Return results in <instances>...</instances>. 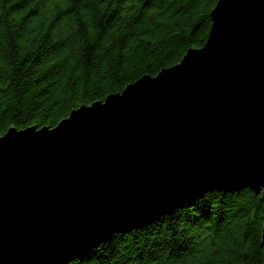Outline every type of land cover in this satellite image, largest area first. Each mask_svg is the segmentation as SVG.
<instances>
[{
	"label": "water",
	"instance_id": "95a60500",
	"mask_svg": "<svg viewBox=\"0 0 264 264\" xmlns=\"http://www.w3.org/2000/svg\"><path fill=\"white\" fill-rule=\"evenodd\" d=\"M210 23L155 77L0 137V264H67L212 191L264 199V0Z\"/></svg>",
	"mask_w": 264,
	"mask_h": 264
},
{
	"label": "trees",
	"instance_id": "16d2710c",
	"mask_svg": "<svg viewBox=\"0 0 264 264\" xmlns=\"http://www.w3.org/2000/svg\"><path fill=\"white\" fill-rule=\"evenodd\" d=\"M217 0H0V137L54 128L200 49ZM264 199L208 192L67 264H264Z\"/></svg>",
	"mask_w": 264,
	"mask_h": 264
}]
</instances>
